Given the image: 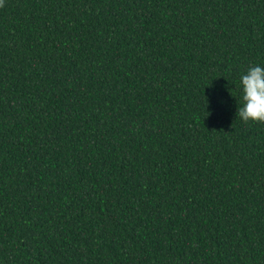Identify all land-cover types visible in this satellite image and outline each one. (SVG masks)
<instances>
[{
  "label": "trees",
  "instance_id": "16d2710c",
  "mask_svg": "<svg viewBox=\"0 0 264 264\" xmlns=\"http://www.w3.org/2000/svg\"><path fill=\"white\" fill-rule=\"evenodd\" d=\"M264 0H3L0 264H264Z\"/></svg>",
  "mask_w": 264,
  "mask_h": 264
},
{
  "label": "clouds",
  "instance_id": "9594fccd",
  "mask_svg": "<svg viewBox=\"0 0 264 264\" xmlns=\"http://www.w3.org/2000/svg\"><path fill=\"white\" fill-rule=\"evenodd\" d=\"M2 5L3 0H0V6ZM240 83L243 107L236 110V115L244 122H264V67H249L241 76Z\"/></svg>",
  "mask_w": 264,
  "mask_h": 264
}]
</instances>
